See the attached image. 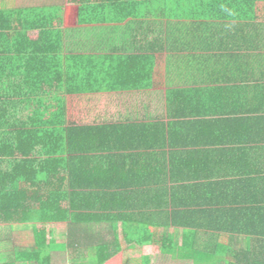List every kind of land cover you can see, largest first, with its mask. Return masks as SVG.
<instances>
[{
	"label": "trees",
	"instance_id": "1",
	"mask_svg": "<svg viewBox=\"0 0 264 264\" xmlns=\"http://www.w3.org/2000/svg\"><path fill=\"white\" fill-rule=\"evenodd\" d=\"M22 12L0 8V234L13 244L0 264H52L61 250L69 264H152L148 246L193 264H264V0ZM132 20L162 25L168 45L205 46L198 87L156 103L150 126L69 112L68 68L93 63L63 55L64 33Z\"/></svg>",
	"mask_w": 264,
	"mask_h": 264
},
{
	"label": "crops",
	"instance_id": "2",
	"mask_svg": "<svg viewBox=\"0 0 264 264\" xmlns=\"http://www.w3.org/2000/svg\"><path fill=\"white\" fill-rule=\"evenodd\" d=\"M67 1L70 0H0V8L23 11L20 15L33 20L37 16L36 10L65 6ZM41 15L42 13L39 17ZM153 22L132 20L124 25L108 22L98 26L68 29L64 33L63 55L69 59L84 57L93 63L83 67L75 63L68 68L74 72L68 75L65 87L69 112L82 116H110L113 111L115 119L122 113L123 116H130L129 119L135 121L133 123L150 126L154 123L152 117L155 116L156 103L159 108L165 105L168 110V95L198 87V64L205 55V46L192 38L191 43L168 45L163 26ZM244 33L249 36L245 29ZM142 57L149 61L147 64L143 59L145 68L138 66ZM127 59L129 61L126 62ZM157 80L163 81V87L160 86L158 92L153 89ZM182 98L181 95L180 99ZM143 129L148 130L146 127ZM165 132L161 138L168 141L170 135L168 131ZM157 143L158 149L160 142ZM155 146L156 143L140 151H158L154 149ZM165 150L166 147H163L160 152Z\"/></svg>",
	"mask_w": 264,
	"mask_h": 264
},
{
	"label": "rangeland",
	"instance_id": "3",
	"mask_svg": "<svg viewBox=\"0 0 264 264\" xmlns=\"http://www.w3.org/2000/svg\"><path fill=\"white\" fill-rule=\"evenodd\" d=\"M64 229L63 228H59L58 231V240L64 241L66 240L64 238V233H63ZM97 231H101V233L104 231L103 227H99ZM8 233H2L0 234V256L1 255H5V253H8L12 247L13 244L10 241H8L9 239H7ZM12 236L15 238V242L14 245H18V243H23L24 241H21L17 236L13 235ZM12 239V238H10ZM11 254V253H9ZM143 255L144 256H152L154 258V262L152 264H193L192 261L189 260H183V261H179L178 259L174 258L171 255H165V254H161L159 252H157L155 250V248L148 246L144 249L143 251ZM71 257L69 251L66 253V251H60V253H54L53 255V259H52V264H69L70 260L69 258ZM26 264V263H25ZM125 264H142L141 261H130L128 263Z\"/></svg>",
	"mask_w": 264,
	"mask_h": 264
}]
</instances>
